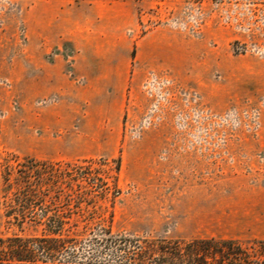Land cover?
<instances>
[{"label": "crops", "instance_id": "0c3cea01", "mask_svg": "<svg viewBox=\"0 0 264 264\" xmlns=\"http://www.w3.org/2000/svg\"><path fill=\"white\" fill-rule=\"evenodd\" d=\"M28 24V47L13 56L8 69L15 107L0 122L7 149L19 155L52 161L112 158L124 117L145 102L141 86L150 73L167 71L195 86L216 111L264 96V60L230 64L213 54L210 38L195 40L167 28L134 42L132 10L116 3L37 1ZM216 72L220 81L213 78ZM2 98L5 110L10 97L3 92ZM260 136L258 144L237 150V174H226L217 190L209 178L188 194L205 232L215 221L239 228L222 240L264 241V132ZM173 154L179 167L202 169L197 152L189 161ZM205 167V176L211 175L212 164Z\"/></svg>", "mask_w": 264, "mask_h": 264}, {"label": "rangeland", "instance_id": "374dc122", "mask_svg": "<svg viewBox=\"0 0 264 264\" xmlns=\"http://www.w3.org/2000/svg\"><path fill=\"white\" fill-rule=\"evenodd\" d=\"M37 1L55 0H0V122L8 115V109L15 107L8 69L13 56L28 47V13ZM60 1L74 5L81 2L116 3L118 8L132 10L134 42L153 29L167 28L195 40L205 36L210 38L208 45L213 54L223 55L230 64L249 59L264 60V0ZM216 35L219 37L215 38ZM220 35H223V41ZM224 36H227L226 41ZM152 77L168 83L148 95L144 85ZM220 77L219 72L213 75L216 81H220ZM141 91L145 102L133 105L124 117L122 139L116 154L110 159L92 158L95 163L89 166L92 173L108 177L115 167L112 161L119 159V194L112 207V234L141 244L211 236L222 240V236L236 234L239 229L236 225L219 221L214 222L212 231L205 232L204 226L196 222V204L189 200L188 194L194 188L204 187L209 178L217 190L226 174H237V150L258 144L264 132V96L245 101L241 106L216 111L195 86L182 83L167 71L148 74ZM3 92L10 97L5 110ZM253 113L257 116V127L251 118ZM174 152L186 157L187 161L188 155L197 152L202 169L179 167L172 160ZM11 156L76 162L16 154L7 149L0 136V238L37 233L30 226L19 229L4 217L1 202L5 189L1 172L4 164L15 165ZM210 163L211 175L205 176V166ZM109 205V199L99 201L97 215L106 220ZM236 241L249 248L256 240ZM87 252L88 248H83L81 253L84 256ZM106 254L104 259L109 260Z\"/></svg>", "mask_w": 264, "mask_h": 264}, {"label": "trees", "instance_id": "16d2710c", "mask_svg": "<svg viewBox=\"0 0 264 264\" xmlns=\"http://www.w3.org/2000/svg\"><path fill=\"white\" fill-rule=\"evenodd\" d=\"M2 166L1 205L7 222L35 235L0 238V264H264V241L249 248L236 240L142 242L113 235L112 207L119 194V159L110 176L90 170L94 160L49 162L11 156ZM104 163V162H103ZM106 164V163H104ZM109 199L108 217L97 215ZM83 248H88L82 255ZM108 253L109 260L103 255Z\"/></svg>", "mask_w": 264, "mask_h": 264}, {"label": "built area", "instance_id": "2783aa9c", "mask_svg": "<svg viewBox=\"0 0 264 264\" xmlns=\"http://www.w3.org/2000/svg\"><path fill=\"white\" fill-rule=\"evenodd\" d=\"M165 83H168V82L165 80H157V78L152 77L148 79V81L144 85V88H145L146 93L148 95L149 94L151 95L154 92V90H157L158 88L163 86ZM251 118H252V121L254 122V126L257 127V116L255 115V113L251 115Z\"/></svg>", "mask_w": 264, "mask_h": 264}]
</instances>
